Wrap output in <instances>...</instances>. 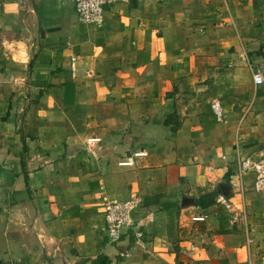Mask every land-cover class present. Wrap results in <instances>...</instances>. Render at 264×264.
<instances>
[{
	"label": "crops",
	"instance_id": "crops-1",
	"mask_svg": "<svg viewBox=\"0 0 264 264\" xmlns=\"http://www.w3.org/2000/svg\"><path fill=\"white\" fill-rule=\"evenodd\" d=\"M254 153L264 0H127L102 27L0 0V264H264ZM133 197L139 242L110 243L105 202Z\"/></svg>",
	"mask_w": 264,
	"mask_h": 264
},
{
	"label": "built area",
	"instance_id": "built-area-1",
	"mask_svg": "<svg viewBox=\"0 0 264 264\" xmlns=\"http://www.w3.org/2000/svg\"><path fill=\"white\" fill-rule=\"evenodd\" d=\"M127 0H74L75 11L80 24L85 26L102 27L105 21V14L108 9L118 3ZM256 84L262 83V77L259 74L254 76ZM213 110L217 118H220V108L217 103L213 104ZM247 173L255 175L254 190L264 194V154L254 153L238 162V175L242 177ZM217 203L231 213L232 204L229 203L224 195L219 196ZM144 208L143 200L133 197L126 201L109 200L105 202V211L103 214L104 232L110 243H117L123 238L134 236L140 239V233L136 227L135 215ZM234 215V214H233ZM203 220V218H196ZM236 223L234 215L231 224Z\"/></svg>",
	"mask_w": 264,
	"mask_h": 264
}]
</instances>
